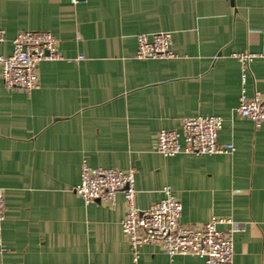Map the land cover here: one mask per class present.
Returning a JSON list of instances; mask_svg holds the SVG:
<instances>
[{"label": "crops", "instance_id": "crops-1", "mask_svg": "<svg viewBox=\"0 0 264 264\" xmlns=\"http://www.w3.org/2000/svg\"><path fill=\"white\" fill-rule=\"evenodd\" d=\"M0 30V56L21 31L49 32L62 56L40 62L31 92L5 88L0 68V264H132L124 196L85 204L74 192L83 162L132 169L140 209L169 187L181 223L240 224L234 264H264V122L236 111L241 96L264 95V57L243 69L232 56L261 52L264 0H0ZM154 32L171 33L177 58L135 57L137 36ZM197 116L220 117L217 140L233 151L156 152L158 131L181 134ZM137 264L202 259L148 244Z\"/></svg>", "mask_w": 264, "mask_h": 264}, {"label": "built area", "instance_id": "built-area-1", "mask_svg": "<svg viewBox=\"0 0 264 264\" xmlns=\"http://www.w3.org/2000/svg\"><path fill=\"white\" fill-rule=\"evenodd\" d=\"M78 3L80 0H71ZM170 32H154L137 36V59H175ZM4 33L0 30V43ZM245 67L256 57H264V45L260 53L232 54ZM62 56L57 50V40L46 31H21L12 39L9 55L0 56L1 78L7 89L31 92L38 87L37 69L40 62L58 60ZM84 59L79 56L76 60ZM237 113L249 119L254 126L264 122V95L256 92L251 98L241 96ZM223 120L218 116L185 118L181 134L173 130H160L156 134V152L164 157L179 153L212 155L233 151L230 143L218 142V132ZM182 138V144L180 139ZM74 192L85 204L99 202L113 204L121 192L125 200V216L121 222L123 233L133 252L132 264H137L138 249L143 245H156L170 258L178 255L197 256L202 264H234L233 233L242 226L231 220L215 216L199 228L180 222L182 207L169 187L162 188V198L146 209L135 202L134 171L116 168H93L83 162L79 183ZM5 218V194L0 188V251H4L1 226ZM228 223L230 229L220 231L219 224Z\"/></svg>", "mask_w": 264, "mask_h": 264}]
</instances>
